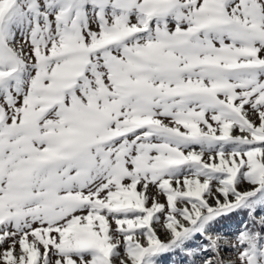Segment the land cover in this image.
Listing matches in <instances>:
<instances>
[{
	"label": "snow or ice",
	"instance_id": "1",
	"mask_svg": "<svg viewBox=\"0 0 264 264\" xmlns=\"http://www.w3.org/2000/svg\"><path fill=\"white\" fill-rule=\"evenodd\" d=\"M166 256L264 264V0H0V264Z\"/></svg>",
	"mask_w": 264,
	"mask_h": 264
},
{
	"label": "rangeland",
	"instance_id": "2",
	"mask_svg": "<svg viewBox=\"0 0 264 264\" xmlns=\"http://www.w3.org/2000/svg\"><path fill=\"white\" fill-rule=\"evenodd\" d=\"M234 226V225H233ZM238 228H239V224L238 225H236V227L235 228H232V230H231V228H228V230L226 231V229L223 231V232H226V233H228L229 235H235V233L238 231ZM161 264H172V263H170V262H168V263H161Z\"/></svg>",
	"mask_w": 264,
	"mask_h": 264
},
{
	"label": "crops",
	"instance_id": "3",
	"mask_svg": "<svg viewBox=\"0 0 264 264\" xmlns=\"http://www.w3.org/2000/svg\"><path fill=\"white\" fill-rule=\"evenodd\" d=\"M231 221H232V220H225L222 224H225V223L228 224V222H231ZM234 221H235V220H234ZM222 224H221V225H222Z\"/></svg>",
	"mask_w": 264,
	"mask_h": 264
}]
</instances>
